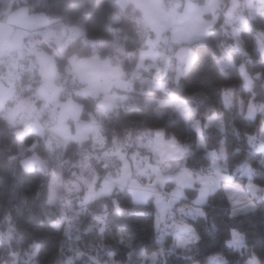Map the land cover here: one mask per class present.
<instances>
[{"label":"clouds","instance_id":"9594fccd","mask_svg":"<svg viewBox=\"0 0 264 264\" xmlns=\"http://www.w3.org/2000/svg\"><path fill=\"white\" fill-rule=\"evenodd\" d=\"M0 264H264V0H0Z\"/></svg>","mask_w":264,"mask_h":264}]
</instances>
